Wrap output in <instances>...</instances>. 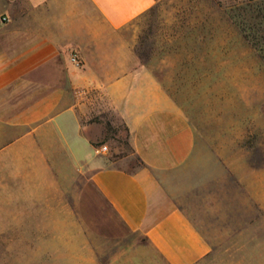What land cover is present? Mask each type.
Here are the masks:
<instances>
[{
    "label": "crops",
    "instance_id": "0c3cea01",
    "mask_svg": "<svg viewBox=\"0 0 264 264\" xmlns=\"http://www.w3.org/2000/svg\"><path fill=\"white\" fill-rule=\"evenodd\" d=\"M155 2L0 0V202L13 204L19 219L32 202L50 210L56 202L65 216L58 233L28 227L30 254L67 239L70 221L84 236L81 202H100L102 222L116 217L165 264H197L211 252L161 179L192 158L194 126L127 33ZM110 127L123 128L130 154L100 151ZM70 202L79 204L81 224ZM91 253L65 245L54 261L97 264Z\"/></svg>",
    "mask_w": 264,
    "mask_h": 264
},
{
    "label": "rangeland",
    "instance_id": "374dc122",
    "mask_svg": "<svg viewBox=\"0 0 264 264\" xmlns=\"http://www.w3.org/2000/svg\"><path fill=\"white\" fill-rule=\"evenodd\" d=\"M127 33L196 132L192 158L161 179L212 246L197 264H264V0H156ZM102 144L116 159L132 151L123 128L110 127ZM140 165L129 159L130 167ZM70 204L81 224L79 204ZM81 204L84 236L76 237L70 221L67 239L47 241L34 255L28 227L58 233L65 220L58 204L24 203L19 219L13 204L0 202V230L7 227L0 264H60L55 252L65 245L86 257L94 252L97 264H165L142 251L144 240L116 217L102 222L100 202Z\"/></svg>",
    "mask_w": 264,
    "mask_h": 264
},
{
    "label": "built area",
    "instance_id": "2783aa9c",
    "mask_svg": "<svg viewBox=\"0 0 264 264\" xmlns=\"http://www.w3.org/2000/svg\"><path fill=\"white\" fill-rule=\"evenodd\" d=\"M73 60H76V58L73 57ZM100 151H101V152H107V151H109V147H108V145H107V144H102V145L100 146Z\"/></svg>",
    "mask_w": 264,
    "mask_h": 264
}]
</instances>
